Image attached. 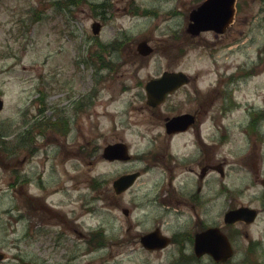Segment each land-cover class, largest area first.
Segmentation results:
<instances>
[{
  "label": "rangeland",
  "instance_id": "rangeland-1",
  "mask_svg": "<svg viewBox=\"0 0 264 264\" xmlns=\"http://www.w3.org/2000/svg\"><path fill=\"white\" fill-rule=\"evenodd\" d=\"M62 2L0 0V98L4 102L0 127L9 133L5 140L20 136L18 145L9 143L0 152V250L8 257L0 264H31L35 258L38 264H65V251L66 264H167L166 258L176 252L175 244L162 253L147 252L139 244L140 233L160 220L168 234L183 229L174 214L161 217L160 209L149 205L148 198L159 190L160 166L155 164L144 173L150 158L158 163L153 152L161 147L164 127L162 119L144 107L140 83L144 86L164 69H182L198 79L199 86L208 87L216 82L217 67L234 73L240 70L238 64L245 66L242 70L258 65V71L241 78L234 91L237 106L222 112V101L216 99L204 131L208 132L205 139L211 141L213 136L215 162L228 161L225 176L215 171L213 181L204 185L213 198L210 218L217 219L231 203L258 206L264 191V118L260 129L253 131V125L247 127L251 114L245 108L253 105L264 111V3L257 0L259 4L247 10L249 20L243 22L240 44L218 51L215 64L208 50L209 34L198 40L187 33L184 9L192 0H80L65 6ZM102 2L106 6L96 11L90 5ZM145 8L150 14H143ZM95 20L103 23L99 35L92 32ZM123 32L128 36L120 49L110 53L94 41L98 37L108 43ZM145 38L155 52L139 64L134 61L136 47ZM101 57L113 64L112 71L100 73L96 64ZM184 107L192 109V104ZM63 113L70 121L69 133L59 122L43 134L39 127L32 128L30 140L24 141L31 124L59 119ZM192 139L195 133L190 131L172 144L192 147ZM120 140L128 144L131 160L104 159L105 145ZM21 144L24 147L15 153ZM259 157L261 163L253 165ZM134 170H142V176L132 188L115 195L116 176ZM44 207L52 214L43 216ZM127 208L128 215L123 211ZM65 213L66 249L59 235ZM185 215L190 216V211ZM40 218L48 223L40 225ZM179 221H186V216ZM36 225L45 228V244H31L36 240L31 236ZM99 227V240L104 233L105 245H90V232ZM262 228L264 221L259 219L252 229L258 235ZM22 235L26 238L20 241ZM235 236L232 242L241 249L245 240ZM44 258L48 261L40 262Z\"/></svg>",
  "mask_w": 264,
  "mask_h": 264
},
{
  "label": "flooded vegetation",
  "instance_id": "flooded-vegetation-1",
  "mask_svg": "<svg viewBox=\"0 0 264 264\" xmlns=\"http://www.w3.org/2000/svg\"><path fill=\"white\" fill-rule=\"evenodd\" d=\"M205 1L206 0H192L189 6H185L184 12L186 13V20L189 21L191 11L197 9ZM224 1H226V5L218 3L211 8L210 21L214 25L213 28L201 32L199 36H197L198 38H194L201 40L204 34H209L210 37L207 38V45L214 59L217 52L221 49H232L236 43L240 44L239 40L245 35L242 26L243 22L249 20L247 10L250 12L252 10L250 8L251 6L259 4L257 0H235L234 3H232V0ZM259 1L260 4L264 3V0ZM222 27H224V31L219 32L217 29H221ZM154 52L155 49L153 53ZM153 53L148 56H143L136 48L134 61L138 59L137 62L142 64L145 59H149ZM259 61L258 59L257 64L260 63ZM215 64H217L216 59ZM257 66L258 65L254 64L242 70L241 67L244 68L245 66L238 64L237 67L240 70L234 73H228L227 69L220 71L217 67V78L215 83L210 84L208 87H203L198 85V79H190L187 83L167 93L165 99L156 105H151L147 101L146 84L148 80L145 82L144 86L140 83L145 92L144 97L146 98V105L144 107L149 109V111H153V115L161 118L164 127L161 147H159L158 151L156 150L153 152L158 163H153V158H150L148 165L144 169L145 173L149 171L147 168H152L155 164L160 166L161 179L158 187L159 190L152 197L148 198V202L149 205L152 204L154 207L160 209L162 214L161 217L168 213L174 214L178 220V224L183 229L173 231L172 233L169 232L168 234L163 229V226H165L164 223L160 220L151 229L146 230L142 234L140 233L139 244L150 253H162L171 245L175 244L176 252H174L172 256L166 258L167 264H264V228L260 229L258 235H256L254 229H252L256 221L259 219L264 221V191H262L260 204L258 206H254L252 203H239L235 205L231 203L220 212L219 217L215 220L214 217L210 218V215H208L211 211L209 203L213 198H209L207 196L208 194L204 191V185L213 181L215 171L225 176L228 163V161L226 162L225 160L219 161L218 163L215 162V143L213 136L211 135V141L204 137V134L208 133L204 131L207 130L206 125L208 124L210 113L213 111L214 103L216 99L222 101L221 105H223V107L221 111L237 106L238 102L234 98V91L239 88L241 78H250L254 75L253 72L258 71ZM174 70L180 69H164V71ZM248 71L249 74H247ZM189 85H191V87H189ZM181 94L184 95L183 99L174 98ZM185 103H191L192 109H185ZM245 109L248 114H251V119L247 126L250 127L253 124V120L255 121L256 117L258 118L261 116L263 111H261V109H256L253 105ZM184 113L193 114L194 122L184 131H168L167 123L169 120L174 116ZM190 131L195 133V139L190 140L192 147H187V145H183V147L173 146L172 142L175 138ZM145 156H147V153L143 157L145 158ZM139 157H141V155ZM262 157L264 160V149ZM252 163L253 165L261 163L260 157L257 161ZM121 174L124 173H120L116 177ZM64 182L66 185V178ZM261 183L264 185V177L261 179ZM224 188L225 190H229L226 187ZM123 193L124 192H115V195ZM242 193L243 192H241V194ZM242 206H250L256 209V217L254 220L248 221L246 218H243L233 223L228 222L226 220L227 212ZM64 211H66V209ZM123 211H125L127 215L130 213V209L128 208ZM187 211H190V216L185 215ZM51 214L52 210L49 207L43 208V216H49ZM56 214L61 216L60 212ZM181 216H186V221H179ZM62 221L63 228L59 235L63 237V240L65 239L62 245L64 249H66V213L65 216L62 217ZM39 222L41 225L42 223L45 224V222L48 223V220L40 218ZM36 226V229L34 231L32 230L33 234L31 235L36 237V240H33L31 244H45L46 241L43 240V234L46 233L45 228L38 225ZM214 227L220 228L228 238L229 244H231L232 254L223 260H217L209 252H198L196 249L197 234ZM230 229L232 231H230ZM151 232H157L159 237L168 236L169 244L164 248H146L142 244V236ZM237 234L245 240V245L241 249H238L232 242ZM25 238L26 236L22 235L20 241ZM237 252H239V255L236 259ZM35 259L36 262H32L31 264L39 263V259ZM42 260L45 262L48 261V258L40 259V262H42ZM64 263L66 264V251Z\"/></svg>",
  "mask_w": 264,
  "mask_h": 264
},
{
  "label": "water",
  "instance_id": "water-1",
  "mask_svg": "<svg viewBox=\"0 0 264 264\" xmlns=\"http://www.w3.org/2000/svg\"><path fill=\"white\" fill-rule=\"evenodd\" d=\"M211 0L209 2H205L199 8V10L194 11L191 14L192 20L195 22L190 24V31L193 33H198L200 30L209 28V18L211 16ZM93 31L97 33L100 29V24L98 22L93 23L92 25ZM138 49L143 54H148L152 48L148 46L146 41H143L139 44ZM188 76L180 71V72H165L160 78L152 79L147 84L148 102L151 104H156L160 102L165 93L168 90H172L173 88L179 86L183 82L188 80ZM3 105V101L0 99V108ZM192 121V117L189 114L180 115L172 118V120L168 123V126L172 128H186L188 124ZM104 156L111 160L114 159H128V149L127 145L123 142H117L113 144H109L104 151ZM138 173L127 174L119 179H117L114 183L115 187L121 191L129 187V185L134 181L137 177ZM251 210L248 208H241L237 210H232L228 217L232 220L238 219L242 217L244 214H249ZM253 212L251 211V215ZM142 242L146 247H162L168 243V239L164 237H159L157 232H152L144 235L142 237ZM197 248L201 251H209L211 252L217 259H225L231 254V248L229 243L226 240V237L223 236L217 228L209 229L208 231L202 233L198 237ZM4 256L3 253L0 252V259Z\"/></svg>",
  "mask_w": 264,
  "mask_h": 264
},
{
  "label": "trees",
  "instance_id": "trees-1",
  "mask_svg": "<svg viewBox=\"0 0 264 264\" xmlns=\"http://www.w3.org/2000/svg\"><path fill=\"white\" fill-rule=\"evenodd\" d=\"M64 2H65L66 5H68V3H69V5H72V4H75V3L80 2V0H64ZM84 2H86V0H84ZM90 5L93 7L94 11H95L97 8H101V7L103 6L102 3H90ZM118 41H119L118 39L114 40V43H113V45H112V46L115 47L116 50L118 49L119 44H120V41H119V42H118ZM101 48H105V46L101 44ZM111 48H112V47H111ZM104 65H105V64L103 63V66H104ZM107 66H108V67H111V65L108 64V63H107ZM90 102H91V101H88V103H87L85 106L89 105ZM56 114H59V113H56ZM62 115H63V114H62ZM62 115H60V118H59V119H54V120H49V119H48V120L44 121L43 119H40V120H38L34 125L29 126L28 129H26V131H27L28 133L25 135V136H28V137L23 136L24 141H29V140H30V132H32V126H33V128H35V129H36L37 127H39L40 130H45L47 127L55 128V126H57V125L59 124V122H61V123H62V126H63ZM60 120H61V121H60ZM43 125L45 126V129H44V126H43ZM46 126H47V127H46ZM61 129H63V128H61ZM3 130H4V129H3ZM3 130H2L1 127H0V152L4 151V147H6L7 144L12 143V142H15V145H18V144H17L18 142H16V139L19 138V140H20V136H15L11 141L5 140V138H6L7 136H9V133L6 134V132H3ZM67 131H68V121L66 120V133H67ZM24 132H25V131H24ZM23 144H24V143H23ZM21 147H24V145L22 146V144H21ZM17 148H18V147L15 148V151L17 150ZM5 150H6V149H5Z\"/></svg>",
  "mask_w": 264,
  "mask_h": 264
}]
</instances>
